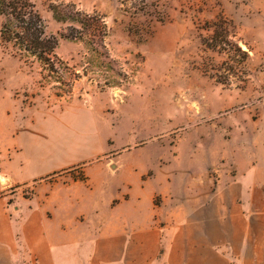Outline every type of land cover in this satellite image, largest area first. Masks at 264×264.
<instances>
[{
    "label": "rangeland",
    "instance_id": "374dc122",
    "mask_svg": "<svg viewBox=\"0 0 264 264\" xmlns=\"http://www.w3.org/2000/svg\"><path fill=\"white\" fill-rule=\"evenodd\" d=\"M32 1L57 59L49 71L0 36V184L43 207L53 260L22 247L0 264H164L254 239L262 258L264 0ZM59 3L106 34L65 37L79 25ZM217 16L244 62L202 44Z\"/></svg>",
    "mask_w": 264,
    "mask_h": 264
},
{
    "label": "trees",
    "instance_id": "16d2710c",
    "mask_svg": "<svg viewBox=\"0 0 264 264\" xmlns=\"http://www.w3.org/2000/svg\"><path fill=\"white\" fill-rule=\"evenodd\" d=\"M146 1L134 0L131 4L136 10L144 11L147 6ZM66 6L62 3L49 6L56 20L65 22L69 19L78 23L79 27L72 26L65 37L77 39L88 34L92 38H101L106 34L105 25L103 23L98 25L96 15L84 14L77 10L71 16L65 14ZM206 27L210 30V34L201 37L205 47L225 52L228 60L232 62H235L236 55H242L243 62L246 60L247 51L233 40L232 25L227 18L217 16L207 22ZM0 36L3 40L11 42L20 54L36 57L49 71L55 69L58 38L45 31L44 20L32 0H0Z\"/></svg>",
    "mask_w": 264,
    "mask_h": 264
},
{
    "label": "crops",
    "instance_id": "0c3cea01",
    "mask_svg": "<svg viewBox=\"0 0 264 264\" xmlns=\"http://www.w3.org/2000/svg\"><path fill=\"white\" fill-rule=\"evenodd\" d=\"M256 172L257 163L251 165L243 176L248 177ZM10 177L13 182L20 181L12 176V171ZM4 187V184H0V257H2L0 261L13 262L15 260L13 257L20 254L22 247L29 256L35 258L36 262L52 261L53 243L44 226L45 219L40 215L43 207L34 204L32 198L8 203V198L3 192ZM45 205L53 213L60 208L59 205H55L50 195ZM163 259L164 264H264V256L257 258V239L253 240L252 245L239 246L237 255L232 257L226 254L185 255L180 252L175 258L164 254Z\"/></svg>",
    "mask_w": 264,
    "mask_h": 264
}]
</instances>
